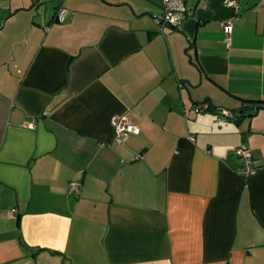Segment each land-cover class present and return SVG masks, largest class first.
Returning <instances> with one entry per match:
<instances>
[{
	"label": "crops",
	"instance_id": "1",
	"mask_svg": "<svg viewBox=\"0 0 264 264\" xmlns=\"http://www.w3.org/2000/svg\"><path fill=\"white\" fill-rule=\"evenodd\" d=\"M223 1L184 0L163 30L161 0L3 26L0 264H264V104L242 102L264 101L263 0ZM114 118L139 134L116 145Z\"/></svg>",
	"mask_w": 264,
	"mask_h": 264
},
{
	"label": "built area",
	"instance_id": "2",
	"mask_svg": "<svg viewBox=\"0 0 264 264\" xmlns=\"http://www.w3.org/2000/svg\"><path fill=\"white\" fill-rule=\"evenodd\" d=\"M162 1V13L159 18L155 19V22L159 25L161 30L165 28H175L176 26V16L179 14H184V0H161ZM223 5L227 8L234 10L237 6L235 0H224ZM264 7V0L260 4ZM63 13L61 10L56 11L55 21L58 23L63 22ZM235 17H232L230 20L224 22L222 24V30L225 34L223 44L225 48H228L230 45V31L231 24ZM198 112L200 109L197 110ZM221 118H232V115L228 111H221ZM111 126L114 131L113 143L116 145H120L122 143V139L125 136H136L139 134L140 129L137 125L131 124L125 118H114L111 122ZM32 125L29 124L28 128H31ZM234 156L240 162L239 174L243 177L251 176L255 172V168L252 166V158L248 148L245 146H239L234 150ZM80 185L79 183L73 182L67 185V192H73L78 194Z\"/></svg>",
	"mask_w": 264,
	"mask_h": 264
},
{
	"label": "rangeland",
	"instance_id": "3",
	"mask_svg": "<svg viewBox=\"0 0 264 264\" xmlns=\"http://www.w3.org/2000/svg\"><path fill=\"white\" fill-rule=\"evenodd\" d=\"M27 3V0H0V34L3 26H27L39 17L50 19L59 0H31L27 8L21 9Z\"/></svg>",
	"mask_w": 264,
	"mask_h": 264
},
{
	"label": "water",
	"instance_id": "4",
	"mask_svg": "<svg viewBox=\"0 0 264 264\" xmlns=\"http://www.w3.org/2000/svg\"><path fill=\"white\" fill-rule=\"evenodd\" d=\"M38 1H39V0H38ZM99 1H100V2H103V0H99ZM129 10H130L131 15L134 17V14H133V12L131 11V9H129ZM143 16L150 17L149 14H143ZM189 49H190V48H188L187 50H189ZM184 53H186V51H184ZM260 109H262V108H261V107H257V108H255L253 111H254L255 113H257ZM229 113L232 115V119L235 120V121H234L235 126H240L242 120L245 119L246 117H248L247 115H244V114H243L244 112H243L242 109L237 110V111H230Z\"/></svg>",
	"mask_w": 264,
	"mask_h": 264
},
{
	"label": "trees",
	"instance_id": "5",
	"mask_svg": "<svg viewBox=\"0 0 264 264\" xmlns=\"http://www.w3.org/2000/svg\"><path fill=\"white\" fill-rule=\"evenodd\" d=\"M242 102H243V103H247V104H249V105L264 104V101H247V100H242ZM242 110H243V112H251V111H253L254 109H253L252 107H251V108L246 107V108H243ZM247 116L250 117V116H252V115H251V114H248Z\"/></svg>",
	"mask_w": 264,
	"mask_h": 264
}]
</instances>
